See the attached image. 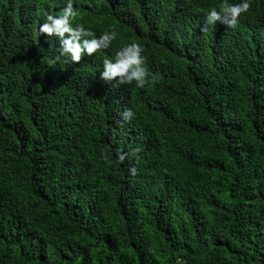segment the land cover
<instances>
[{
	"label": "trees",
	"instance_id": "obj_1",
	"mask_svg": "<svg viewBox=\"0 0 264 264\" xmlns=\"http://www.w3.org/2000/svg\"><path fill=\"white\" fill-rule=\"evenodd\" d=\"M67 2L0 0V264H264V0H73L117 39L51 63ZM133 40L154 87L100 78Z\"/></svg>",
	"mask_w": 264,
	"mask_h": 264
},
{
	"label": "clouds",
	"instance_id": "obj_2",
	"mask_svg": "<svg viewBox=\"0 0 264 264\" xmlns=\"http://www.w3.org/2000/svg\"><path fill=\"white\" fill-rule=\"evenodd\" d=\"M251 8V0H240L239 3H229V0H223L219 6V10L213 7L206 15V25L202 29L203 32L208 31V25H216L217 22L227 25L228 28L236 29L240 17L246 14ZM77 10L73 6V0H68L66 7L59 16H54L47 12L44 13L45 22L40 25V35L59 38L58 55L51 63L61 62L62 57H70L71 61L79 64L84 55L92 56L101 49H108L112 42L117 39L118 33L115 30L105 31L100 37L96 38V34L87 30L83 25L77 27L72 26V21L77 17ZM88 37H92L88 39ZM144 48L135 40L121 47L115 54L114 59H104L103 71L100 78L107 82L117 83L118 85H135L138 88H145L150 85L152 87L158 83L156 76L153 74L149 79L148 69L145 65V57L143 56ZM135 117L132 109L126 108L121 113V119L130 123ZM140 149L134 150L132 153L124 154L118 152L120 163H124L129 156H136L139 163L137 153ZM107 160L108 157L105 156ZM129 172L132 176L137 175V169L131 167ZM177 264H180L177 261Z\"/></svg>",
	"mask_w": 264,
	"mask_h": 264
}]
</instances>
